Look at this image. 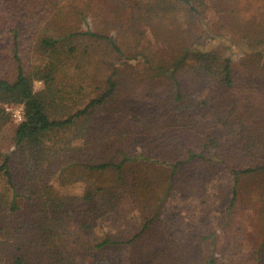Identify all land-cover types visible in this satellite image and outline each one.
<instances>
[{
  "label": "trees",
  "instance_id": "trees-1",
  "mask_svg": "<svg viewBox=\"0 0 264 264\" xmlns=\"http://www.w3.org/2000/svg\"><path fill=\"white\" fill-rule=\"evenodd\" d=\"M97 1L0 0V103L24 106L10 133L0 106V264H77L94 246L128 264H225L205 198L216 176L231 177L220 227L239 228L248 189L264 225V22L235 41L204 22L207 0H106L126 17ZM150 33L173 41L169 65ZM61 173L83 184V233L130 206L142 219L117 239L71 238ZM176 196L200 199L201 228L170 232Z\"/></svg>",
  "mask_w": 264,
  "mask_h": 264
},
{
  "label": "rangeland",
  "instance_id": "rangeland-1",
  "mask_svg": "<svg viewBox=\"0 0 264 264\" xmlns=\"http://www.w3.org/2000/svg\"><path fill=\"white\" fill-rule=\"evenodd\" d=\"M108 11H119L123 17L128 14V8L118 4L108 3L106 0L97 1L94 12H99L100 16ZM204 22L208 23L215 31H222L226 36H231L235 41H239L237 35L242 34V26L250 29L253 25L260 27L264 22V0H207L204 13ZM241 21L239 25L238 21ZM85 28V24H81ZM110 30L114 31L113 28ZM166 43L157 42L153 33L148 35V39L153 41L155 48L162 54L161 59L165 65L171 63L173 47L177 49L169 36L165 37ZM147 39V38H146ZM180 48V47H179ZM140 61H132L140 67L144 65L143 58ZM164 63V62H162ZM185 77L192 79L193 76L188 69L184 70ZM149 77L150 75H145ZM35 90L44 88L42 80L34 82ZM12 105L21 108L22 104H1L9 114V122L4 128V133H10L17 124L20 123L19 116L14 110H7L6 106ZM1 161V160H0ZM53 185L57 192L64 196L67 205V215L71 221V238L81 235L87 242L100 243L109 239H117L121 233L127 231L129 224L138 222L143 217V212L135 206L127 207L121 216L113 217L104 215L100 217L95 226L86 233L81 231V206L77 196L83 194V184L72 181L65 173H61L53 178ZM231 177L228 172L223 171L208 185L206 190L207 203L210 209L211 226L217 228L221 236V244L217 248L218 254L225 261V264H264V225L260 224L258 211L262 205V200L255 189H248L238 198V208L236 219L239 228L233 232H225L220 227L222 220V205L230 199L228 192ZM2 181L0 180V186ZM201 201L196 197L176 196L172 198L165 207L164 216L169 223L170 232L180 234L190 228H201L200 222ZM220 228V229H219ZM94 249L84 250L77 254V264H128L126 253L118 252L106 247L94 246Z\"/></svg>",
  "mask_w": 264,
  "mask_h": 264
},
{
  "label": "built area",
  "instance_id": "built-area-1",
  "mask_svg": "<svg viewBox=\"0 0 264 264\" xmlns=\"http://www.w3.org/2000/svg\"><path fill=\"white\" fill-rule=\"evenodd\" d=\"M6 109L7 110H11V109L14 110V107L12 105H10V106H6ZM15 109H16V110H14L15 115L19 116L20 120L22 121L23 117H24V106H23V104H22L21 108L16 107Z\"/></svg>",
  "mask_w": 264,
  "mask_h": 264
}]
</instances>
